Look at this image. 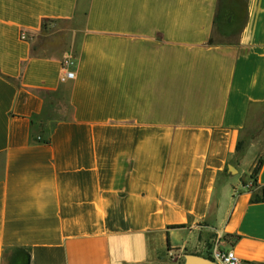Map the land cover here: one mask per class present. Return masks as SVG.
<instances>
[{"label":"crops","instance_id":"crops-1","mask_svg":"<svg viewBox=\"0 0 264 264\" xmlns=\"http://www.w3.org/2000/svg\"><path fill=\"white\" fill-rule=\"evenodd\" d=\"M263 104L264 0H0V264H264Z\"/></svg>","mask_w":264,"mask_h":264},{"label":"rangeland","instance_id":"rangeland-1","mask_svg":"<svg viewBox=\"0 0 264 264\" xmlns=\"http://www.w3.org/2000/svg\"><path fill=\"white\" fill-rule=\"evenodd\" d=\"M217 39L220 41L223 38L218 34ZM242 151V163L247 165L251 163L254 157L257 160L264 155V104L260 106L257 115H252L249 120L242 140ZM249 182H251L250 179Z\"/></svg>","mask_w":264,"mask_h":264},{"label":"trees","instance_id":"trees-1","mask_svg":"<svg viewBox=\"0 0 264 264\" xmlns=\"http://www.w3.org/2000/svg\"><path fill=\"white\" fill-rule=\"evenodd\" d=\"M34 124V121H33ZM36 124V123H35ZM52 126H36L35 125V130L32 132V139L36 142L43 143L45 145H49L51 143V134H52ZM237 149L241 150L242 149V142H239L237 145ZM264 164V155L260 156L257 159V162L255 164V167L251 171L250 174V184H247L246 182H243L242 184L244 187H247L249 191L252 193V198L251 201L253 203H260L264 202V189L259 190L258 192L254 191V188L257 186V176L263 167ZM171 228H180V226H173ZM238 237V236H237Z\"/></svg>","mask_w":264,"mask_h":264},{"label":"built area","instance_id":"built-area-1","mask_svg":"<svg viewBox=\"0 0 264 264\" xmlns=\"http://www.w3.org/2000/svg\"><path fill=\"white\" fill-rule=\"evenodd\" d=\"M69 60L63 62L64 74L63 80L74 78V73L68 70ZM210 260L216 264H242L239 257L236 255L233 249H222L215 246L211 252Z\"/></svg>","mask_w":264,"mask_h":264},{"label":"water","instance_id":"water-1","mask_svg":"<svg viewBox=\"0 0 264 264\" xmlns=\"http://www.w3.org/2000/svg\"><path fill=\"white\" fill-rule=\"evenodd\" d=\"M231 168L233 169V167ZM185 264H216V263L205 257H201L197 255H187Z\"/></svg>","mask_w":264,"mask_h":264}]
</instances>
